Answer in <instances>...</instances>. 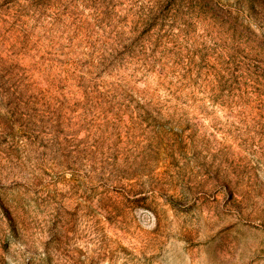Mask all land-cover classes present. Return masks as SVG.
<instances>
[{
    "label": "rangeland",
    "instance_id": "1",
    "mask_svg": "<svg viewBox=\"0 0 264 264\" xmlns=\"http://www.w3.org/2000/svg\"><path fill=\"white\" fill-rule=\"evenodd\" d=\"M0 264H264V0H0Z\"/></svg>",
    "mask_w": 264,
    "mask_h": 264
}]
</instances>
